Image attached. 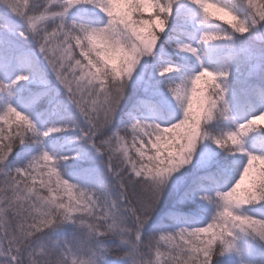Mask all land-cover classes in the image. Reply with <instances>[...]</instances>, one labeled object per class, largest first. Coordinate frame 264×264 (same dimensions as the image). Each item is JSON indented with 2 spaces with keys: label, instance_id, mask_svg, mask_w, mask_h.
<instances>
[{
  "label": "snow or ice",
  "instance_id": "snow-or-ice-1",
  "mask_svg": "<svg viewBox=\"0 0 264 264\" xmlns=\"http://www.w3.org/2000/svg\"><path fill=\"white\" fill-rule=\"evenodd\" d=\"M260 121L264 0H0V264H264Z\"/></svg>",
  "mask_w": 264,
  "mask_h": 264
},
{
  "label": "rangeland",
  "instance_id": "rangeland-1",
  "mask_svg": "<svg viewBox=\"0 0 264 264\" xmlns=\"http://www.w3.org/2000/svg\"><path fill=\"white\" fill-rule=\"evenodd\" d=\"M209 11L212 12L214 15L222 16L224 21L231 19V17L227 16L225 13L219 12L214 8H210ZM194 106H195V102H194ZM260 123H264V121H260Z\"/></svg>",
  "mask_w": 264,
  "mask_h": 264
},
{
  "label": "trees",
  "instance_id": "trees-1",
  "mask_svg": "<svg viewBox=\"0 0 264 264\" xmlns=\"http://www.w3.org/2000/svg\"><path fill=\"white\" fill-rule=\"evenodd\" d=\"M225 26H227V25L225 24Z\"/></svg>",
  "mask_w": 264,
  "mask_h": 264
}]
</instances>
